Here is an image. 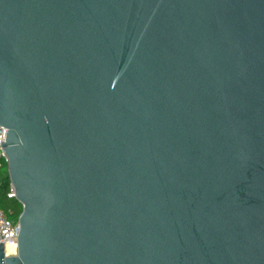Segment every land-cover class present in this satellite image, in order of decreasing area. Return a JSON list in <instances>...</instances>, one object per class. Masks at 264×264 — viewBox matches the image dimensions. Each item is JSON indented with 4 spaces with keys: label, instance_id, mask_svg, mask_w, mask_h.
I'll list each match as a JSON object with an SVG mask.
<instances>
[{
    "label": "water",
    "instance_id": "95a60500",
    "mask_svg": "<svg viewBox=\"0 0 264 264\" xmlns=\"http://www.w3.org/2000/svg\"><path fill=\"white\" fill-rule=\"evenodd\" d=\"M0 126V264H264V0H0Z\"/></svg>",
    "mask_w": 264,
    "mask_h": 264
},
{
    "label": "built area",
    "instance_id": "2783aa9c",
    "mask_svg": "<svg viewBox=\"0 0 264 264\" xmlns=\"http://www.w3.org/2000/svg\"><path fill=\"white\" fill-rule=\"evenodd\" d=\"M7 136V129L0 126V171L7 166L8 170V158L3 148L2 142L5 143ZM9 199H16L15 188L10 183ZM19 234V227L17 223H14L0 208V243L3 244L5 251L7 246L13 245L17 249V237ZM7 254V253H6Z\"/></svg>",
    "mask_w": 264,
    "mask_h": 264
},
{
    "label": "trees",
    "instance_id": "16d2710c",
    "mask_svg": "<svg viewBox=\"0 0 264 264\" xmlns=\"http://www.w3.org/2000/svg\"><path fill=\"white\" fill-rule=\"evenodd\" d=\"M9 188L10 178L7 166H5L0 171V208L14 223H17L18 218L22 213L23 206L16 199L8 198Z\"/></svg>",
    "mask_w": 264,
    "mask_h": 264
},
{
    "label": "bare ground",
    "instance_id": "6f19581e",
    "mask_svg": "<svg viewBox=\"0 0 264 264\" xmlns=\"http://www.w3.org/2000/svg\"><path fill=\"white\" fill-rule=\"evenodd\" d=\"M15 252H16V249H15V247L13 246V245H9V246H7V248H6V253L7 254H15Z\"/></svg>",
    "mask_w": 264,
    "mask_h": 264
},
{
    "label": "rangeland",
    "instance_id": "374dc122",
    "mask_svg": "<svg viewBox=\"0 0 264 264\" xmlns=\"http://www.w3.org/2000/svg\"><path fill=\"white\" fill-rule=\"evenodd\" d=\"M16 253V252H15ZM8 255H11V254H8ZM12 255H15V254H12Z\"/></svg>",
    "mask_w": 264,
    "mask_h": 264
}]
</instances>
